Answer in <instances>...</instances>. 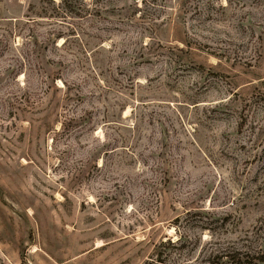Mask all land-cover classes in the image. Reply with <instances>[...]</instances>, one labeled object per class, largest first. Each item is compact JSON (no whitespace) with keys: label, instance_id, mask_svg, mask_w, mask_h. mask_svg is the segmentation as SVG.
Wrapping results in <instances>:
<instances>
[{"label":"rangeland","instance_id":"1","mask_svg":"<svg viewBox=\"0 0 264 264\" xmlns=\"http://www.w3.org/2000/svg\"><path fill=\"white\" fill-rule=\"evenodd\" d=\"M0 264H264V0H0Z\"/></svg>","mask_w":264,"mask_h":264},{"label":"bare ground","instance_id":"2","mask_svg":"<svg viewBox=\"0 0 264 264\" xmlns=\"http://www.w3.org/2000/svg\"><path fill=\"white\" fill-rule=\"evenodd\" d=\"M129 112V111H128Z\"/></svg>","mask_w":264,"mask_h":264}]
</instances>
